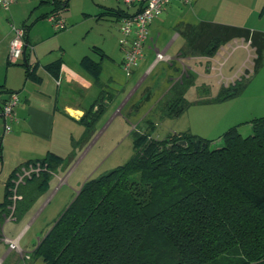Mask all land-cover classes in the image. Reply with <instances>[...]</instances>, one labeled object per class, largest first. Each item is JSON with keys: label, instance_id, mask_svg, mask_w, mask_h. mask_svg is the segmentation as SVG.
I'll use <instances>...</instances> for the list:
<instances>
[{"label": "trees", "instance_id": "trees-1", "mask_svg": "<svg viewBox=\"0 0 264 264\" xmlns=\"http://www.w3.org/2000/svg\"><path fill=\"white\" fill-rule=\"evenodd\" d=\"M108 11L118 20L124 15L120 10ZM20 26L26 40L29 27ZM175 30L186 42L181 57H212L221 46L242 40L252 49L254 71L263 65L262 31L205 21L181 23ZM81 64L97 80L99 63L83 57ZM22 66L31 76L28 66ZM59 67L57 60L46 69L55 76ZM192 80L187 72L171 84L164 103L167 115L183 111ZM244 85L222 87L210 102L233 99ZM102 98L101 93L78 120L84 133L77 144L89 141L105 108ZM249 125L252 133L246 137L238 126L225 131L217 149H209L208 141L191 134L158 140L134 132L132 158L85 180L29 259L41 264H264V116ZM182 140L185 147L177 144ZM194 140L200 142L196 150ZM30 163L45 165L46 170L17 186L21 199L14 203L15 220L39 198L65 159L47 153L18 165L6 183L3 220L12 204V180L21 166Z\"/></svg>", "mask_w": 264, "mask_h": 264}, {"label": "rangeland", "instance_id": "rangeland-1", "mask_svg": "<svg viewBox=\"0 0 264 264\" xmlns=\"http://www.w3.org/2000/svg\"><path fill=\"white\" fill-rule=\"evenodd\" d=\"M233 2L240 3L236 0ZM229 3L227 0L222 2L223 12L218 14L219 18L226 19L230 22L227 23L229 25L264 32V9L262 11L261 7L251 9L250 6L243 4L230 8ZM225 4H227L226 8ZM189 5L179 7L181 10L178 12H181L176 16H188L189 12L186 11L191 10ZM12 8L14 9V6H11L9 11H4L0 7V14L16 26L25 21L29 27L32 26L31 28L44 36L50 31L52 37L48 41L47 47L60 46V48L57 47V51L66 50L67 58L75 59L90 52V55L99 61L100 56L92 47L105 48L106 52L115 56L113 64L104 59L103 72L100 74L104 83L112 82L111 88L108 90L113 94V98L94 123L89 141L78 147L74 155L72 154L73 157L65 160L63 168H58L54 172L43 193L21 218L17 221L3 220L1 223L6 234H8L7 230L10 229V226L19 224L16 231L19 232L20 237L24 235L20 243L21 246L25 244L29 249L34 248L37 240L44 236L52 222L72 200L85 180L109 172L132 158L134 155V132L147 133L150 135V139L158 140L169 136L191 134L208 141L209 149H217L222 146L221 136L225 131L233 126H238L242 137L249 136L252 133L249 121L264 116V109L261 108V104L264 103V65L254 71L253 53L251 51L245 53V50L240 47L232 51L228 47V45L234 46L232 41L217 50L218 54L214 55L216 62L208 59L192 62L193 80L186 89L185 95L187 105H184V109L179 115L169 116L164 109L168 94L165 98L163 96L172 80L178 75H185V71H181L179 61L172 62L173 67H170L169 63L159 62L131 93L136 82L142 76L143 70L147 67L149 59H146L147 64L144 68L140 70L139 64L135 74L125 75L121 66L122 52L118 43L120 38L119 21L108 11L110 8L126 9L121 1L58 0L55 4L51 0L42 3L39 0L35 3L26 2L15 8L16 19L22 18L20 22L12 18ZM44 13H47L46 16L53 13L58 14L64 22L65 28L55 31L47 18H42L43 20L39 18ZM161 19H163V15L158 18L160 22L155 20L154 24L150 23L152 28L148 33V39L153 38V42L146 41L145 44V46L154 44L159 51L164 48L174 32L169 28L163 29ZM172 20L173 16L163 21L164 24H169ZM159 27L162 30H159ZM157 33L161 36L158 37ZM240 41L237 40V43ZM184 43L185 40L179 37L166 51V54L174 56L182 53ZM230 55L232 56L230 57ZM182 58L185 57H181V61ZM228 58L229 60L226 62ZM242 60H244L243 65L237 72L231 69L234 63H241ZM182 63L188 64L186 60H183ZM213 67L215 71L210 69ZM241 73L244 75L242 76ZM0 76H4L3 71L0 72ZM239 78L241 80H238ZM176 80L179 81L180 77ZM235 83L245 84L243 92L237 100H225L217 103L204 101L211 96L215 98L222 86L230 87ZM102 87L107 89L105 86ZM129 94L131 97L128 98L126 106L121 109L120 114L113 121L110 120L115 108ZM196 98L201 99L202 102H195ZM235 109H240V114L223 117L225 111L229 112ZM144 119L145 121H143ZM146 119L153 126L150 123L147 124L148 120ZM150 126H152L151 129ZM61 179L64 181L61 182ZM34 215H36L35 219ZM7 237L9 238V236Z\"/></svg>", "mask_w": 264, "mask_h": 264}, {"label": "crops", "instance_id": "crops-1", "mask_svg": "<svg viewBox=\"0 0 264 264\" xmlns=\"http://www.w3.org/2000/svg\"><path fill=\"white\" fill-rule=\"evenodd\" d=\"M36 1L37 0H15L11 5L12 7L14 6V9L12 8V18L17 22H20L22 18L16 19L17 16L15 17V8L22 3H35ZM39 1L42 3L46 0ZM48 1L49 0H47V2ZM53 1L56 2L58 0H51V2ZM223 1L224 0H192L191 3H188L191 7L190 11H186L189 12L188 16H176V14L181 12H178L181 10L179 7H183L188 4L179 1H173L168 4L163 9L159 17L163 15V19H161L163 29L169 28L174 32L161 51H159L154 44L152 46L144 45L145 56L138 63V65L140 64V70L146 66V59H149V63L143 70L142 76L136 82L135 86L131 90V93L136 90L142 80L151 73L152 69L159 62H165L157 61L153 65L156 51L162 52L170 58L168 62H165L169 63L168 65L170 67H173L172 62L174 63L175 61H179L181 64V71H185V74L186 72L193 73L192 62H194V60L208 59L213 60L212 62H214V57L218 54L217 52L215 53V56L212 57L194 54L185 56V58H182V61L186 60L188 64H184L181 61L180 53L175 54L174 56H169L166 54V51L179 39V37H181L175 30L176 26L181 23L195 25L201 21H205L229 25L227 23L230 22L226 19L219 18L218 16L219 13L223 12L221 9ZM233 1L234 0H227V2H230V8H233L235 5L243 4L245 6H250L251 9H257L260 7L261 11L264 9V0H236L240 3ZM226 6L227 4H225V8ZM115 10H120L123 14L131 13L133 11V9L128 8H117ZM44 14L47 15V13ZM171 16H173V20L169 24H164L163 20H166ZM115 18L118 19L117 17ZM158 18L154 19L152 24H154L155 20H158ZM5 19L6 18L0 14V72H4V76H0V90L2 92L17 93L19 101L15 109L16 121L12 124V128L8 133H3L1 127L2 123L0 121V228H2V233L6 237L9 236V238L17 239L19 241L17 251L9 249L7 244L0 241V264H41L38 260L29 259L34 248L29 249L25 244L23 246L20 245L24 235L20 237L19 232L16 231V227L18 228L19 225L18 223L13 225V227L10 226V229L7 230L8 234L4 232L3 225L1 223L3 221V215H5L2 203L4 202L6 183L11 173L18 165L27 161L42 159L47 153H52L65 160L67 158L69 159V157H73L72 154L74 155L75 150L81 146L77 144V141L84 133V126L79 123L78 120L84 115L85 111H87L91 105L94 104L93 101H96V99L100 97L101 93L103 96V105L105 106L113 98V94L108 90L111 88L110 85H112V82H108V84L104 83L105 81L104 79H101L100 74L103 72L104 59L112 62L113 64L115 56L106 52L105 48L98 49L97 47H92L96 49L95 52L100 56L99 61L94 59L90 55V52L88 54H83V56H78L75 59L67 58L66 50H63V52L57 51V47L60 48V46H56L54 48L47 47V43L52 37L50 31L44 36L43 34L37 32L34 28H31L32 26L29 27L25 21H22L20 25H26L29 27L26 33L27 46L25 47L21 62L11 64L7 61V54L9 41L12 36L10 24H13V22L9 19ZM151 28L152 25L148 27V33ZM159 30L162 29L159 27ZM157 36L160 37L161 34L157 33ZM148 41L153 42V38L148 39L147 35V42ZM147 42H145V44ZM232 43L233 45L238 44V47L245 50V53H248L249 51L252 52V49L243 41L237 43V40H233ZM185 47L186 42L184 43V46H182V49L184 50ZM228 47L232 49L231 45H228ZM220 49H222V47ZM121 52L122 57L120 60L122 64L123 51L121 50ZM231 56L232 55H230V57ZM83 57H89L92 62L99 63L100 72L97 80H95L92 74L82 66L81 59ZM57 60H60V67L57 74L53 76L49 71H47L46 66ZM243 61L244 60H242L241 63H234L231 69L237 72L242 67ZM22 63H25L29 70H31V76L26 75L25 67L22 66ZM151 65H153L152 68H150L147 72ZM136 67L133 70L132 75L135 74ZM210 69L215 71L214 67ZM178 77H180V75L176 76L172 80L171 84L176 81ZM171 84H169L163 98H165L169 93ZM102 86L107 87V89H103ZM130 94L126 96L115 108L110 120L113 121L114 118L120 114L121 109L126 106L128 98L131 97ZM185 95L186 92L184 96ZM239 96L230 100H237ZM212 97L213 96L206 100L210 101L212 100ZM198 101H201V99L196 98L195 102ZM261 108L264 109V103L261 104ZM93 110L95 111L96 108L94 107ZM239 112L240 109H235L229 112L227 110L225 111V115H223V117L226 115L231 117L237 116L240 114ZM148 114L149 112L147 115ZM143 121H145V119ZM148 121H146L147 124L149 123ZM53 175L54 173H52V176ZM63 181L64 179H61V182ZM76 192H78V190ZM35 218L36 215H34V219ZM38 241L39 239L37 242ZM26 256H28V258H26Z\"/></svg>", "mask_w": 264, "mask_h": 264}, {"label": "built area", "instance_id": "built-area-1", "mask_svg": "<svg viewBox=\"0 0 264 264\" xmlns=\"http://www.w3.org/2000/svg\"><path fill=\"white\" fill-rule=\"evenodd\" d=\"M15 0H0V7L4 11H8ZM128 9H133L131 13H126L119 18V33L120 38L118 40L119 46L123 51L122 69L126 76H131L133 70L138 63L144 58V45L147 41L148 27L154 19H156L163 11V9L173 1H179L182 3H191L192 0H119ZM47 20L52 24L55 31L65 28L64 22L60 19L56 13L50 14ZM11 39L9 41L7 61L11 64H17L21 62V58L24 54V48L27 46L25 40V29L23 26H16L10 24ZM238 47L235 44L232 47ZM169 61L164 53L156 51L155 61ZM149 67L147 72L152 68ZM240 72V71H239ZM242 76L244 73H241ZM236 78V75H235ZM238 80H241L240 78ZM18 94L15 92H1L0 90V121L3 133H8L12 124L16 121L15 109L18 104ZM96 108V107H95ZM46 170V166L40 163H30L21 166L15 175V179L12 180L13 187L11 188V206L10 212L4 217L5 221L15 220L13 215L14 203L21 199V195L17 194V186L24 182L25 179L30 178L32 175L38 176L39 173ZM0 241L7 244L9 249L18 250V240L9 239L2 233L0 228ZM28 258V256H26Z\"/></svg>", "mask_w": 264, "mask_h": 264}, {"label": "water", "instance_id": "water-1", "mask_svg": "<svg viewBox=\"0 0 264 264\" xmlns=\"http://www.w3.org/2000/svg\"><path fill=\"white\" fill-rule=\"evenodd\" d=\"M24 50H25V48H24ZM177 144L180 145V146H183V147H185V146L187 145L186 142H185L184 140L177 142ZM192 145H193V150H196L197 147L200 145L199 140H194V141H192ZM201 146L204 147L205 144L202 143Z\"/></svg>", "mask_w": 264, "mask_h": 264}, {"label": "clouds", "instance_id": "clouds-1", "mask_svg": "<svg viewBox=\"0 0 264 264\" xmlns=\"http://www.w3.org/2000/svg\"><path fill=\"white\" fill-rule=\"evenodd\" d=\"M25 51V50H24Z\"/></svg>", "mask_w": 264, "mask_h": 264}]
</instances>
